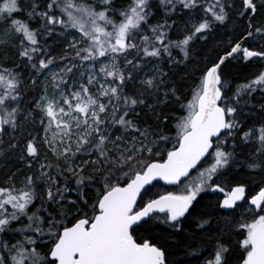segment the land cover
Segmentation results:
<instances>
[{
	"label": "snow or ice",
	"instance_id": "obj_1",
	"mask_svg": "<svg viewBox=\"0 0 264 264\" xmlns=\"http://www.w3.org/2000/svg\"><path fill=\"white\" fill-rule=\"evenodd\" d=\"M257 93L264 0H0V264H264Z\"/></svg>",
	"mask_w": 264,
	"mask_h": 264
},
{
	"label": "trees",
	"instance_id": "obj_2",
	"mask_svg": "<svg viewBox=\"0 0 264 264\" xmlns=\"http://www.w3.org/2000/svg\"><path fill=\"white\" fill-rule=\"evenodd\" d=\"M119 2V0H118ZM160 19V13L157 12L156 17L151 21L152 23H155L156 20ZM239 31V29L237 30ZM217 39L221 38L219 35V31L217 33ZM226 39V38H225ZM49 43H51V41H49ZM215 43V39H211L209 40V43L207 45H201L199 42L195 45L196 48H202L203 50H206L209 47H212L213 44ZM62 47L63 44L61 43L60 45L56 46L53 49V54L54 55H59L62 53ZM201 56H203V51H201ZM166 70H167V66H165ZM191 65L189 66V69H183L181 68L177 74H176V78H177V82L178 84H180L181 87V91L184 92V88L185 85L187 83H189L188 81H179V76L183 74L184 71L190 70ZM259 71L258 67L254 64H244L242 60L238 59L236 61H232L228 64V66L225 68V73L226 76L230 77L233 81V87L235 86V83H238L242 80L251 78L254 74H256ZM129 90H132V85H129ZM227 95H231V93H227ZM252 103L255 105H260L262 103H264V98L261 97V95L259 93L255 94V96L252 99ZM258 110V109H257ZM29 130H32V126H29ZM172 133L174 134V130H172ZM44 152V148L41 147V153ZM13 163H15L13 161ZM4 178V170L0 169V180H2ZM259 177H256V179H258ZM164 190H168V191H174L176 190L174 187L169 188V187H164L162 185H160L159 183H156V187L151 188L150 191L151 192H157V191H164ZM74 195V194H73ZM203 195V194H202ZM217 198H222V194L221 193H208L206 196H204V199H217ZM37 204L39 203L38 201L36 202ZM185 227H188V222H185ZM156 231H169L167 229H157ZM234 239V238H233ZM171 243L175 244L177 242H179L180 244H183L185 242H187V237L185 233H175L173 235V237L171 238ZM182 252V248L178 250V253ZM208 255L207 252H204L202 256L200 257H184L183 255H180L181 259H185L186 261L189 262V264H200V262Z\"/></svg>",
	"mask_w": 264,
	"mask_h": 264
},
{
	"label": "water",
	"instance_id": "obj_3",
	"mask_svg": "<svg viewBox=\"0 0 264 264\" xmlns=\"http://www.w3.org/2000/svg\"><path fill=\"white\" fill-rule=\"evenodd\" d=\"M155 183H159L160 185L164 186V187H173V186H169V185H165L163 181H158Z\"/></svg>",
	"mask_w": 264,
	"mask_h": 264
}]
</instances>
